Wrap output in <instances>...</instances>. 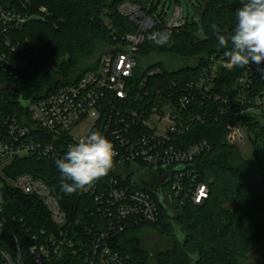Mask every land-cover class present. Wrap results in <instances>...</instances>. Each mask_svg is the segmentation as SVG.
I'll use <instances>...</instances> for the list:
<instances>
[{
  "label": "trees",
  "instance_id": "1",
  "mask_svg": "<svg viewBox=\"0 0 264 264\" xmlns=\"http://www.w3.org/2000/svg\"><path fill=\"white\" fill-rule=\"evenodd\" d=\"M174 1L178 3L179 0ZM196 1V16L192 22L171 32L170 46L147 42L140 48L139 57L150 58L154 64L140 65L130 83L132 88L136 89L147 77L145 90L149 92L180 91L186 80L197 77L202 65L214 56L225 57L228 49L219 46L211 26L216 24L222 35L232 33L242 0ZM124 2L144 4L147 1L0 0L5 10L15 9L30 18L19 30L9 33L12 44L21 52H28L30 58L24 70L10 73L0 69V108L27 123V106L31 102L73 85L95 70L105 49L120 44L127 34L137 32L136 25L118 12ZM159 4L160 1L152 6V13L157 11ZM158 17L164 23L162 16ZM161 56L167 64L156 61ZM17 58L22 59L20 55ZM182 61L188 63L181 65ZM252 65L257 64L250 62L243 67L236 66L233 71H222L208 99L196 98L193 102L192 110L204 116L205 123H195L182 143L186 146L205 141L212 150L196 159L195 174L183 183L179 193L174 192L170 184L163 189V193H172L171 208L164 202L161 206L154 197L160 211L157 223L145 222L122 233H113L114 250L131 263L149 264L152 254L139 246L141 236L147 232L163 236L173 244L171 250L158 255V264H242L252 249L264 241V122L252 115L242 119L254 148L255 163L243 157L237 145L227 142V128L235 120L232 107H235L238 90L234 85ZM158 66L163 73L148 77L149 71ZM257 66L252 83L246 88V95L253 103L256 98L264 99V62ZM215 94L227 98L223 109L217 106ZM134 97L131 106L140 108L147 104L136 103ZM13 168L14 176L29 173L46 182L60 197L70 217L81 216L90 226L95 225V231H107L110 219L98 212L92 199L81 191L67 195L61 190V173L54 162L19 158ZM148 172L152 175L150 180L161 178L163 174L167 176L162 171ZM147 177L145 174L139 181L148 182ZM127 182L140 190L133 185L132 179L128 178ZM195 182L209 188L208 199L203 205H195L190 199L189 190ZM0 195L5 213L15 217V221L8 222L7 238L17 236L24 251L41 231L58 236V228L40 201L23 195L2 180ZM87 237L88 233L81 228L68 235L76 247ZM57 264L86 263L80 255L74 254V248L65 246Z\"/></svg>",
  "mask_w": 264,
  "mask_h": 264
},
{
  "label": "built area",
  "instance_id": "2",
  "mask_svg": "<svg viewBox=\"0 0 264 264\" xmlns=\"http://www.w3.org/2000/svg\"><path fill=\"white\" fill-rule=\"evenodd\" d=\"M144 1L147 2H124L118 7V12L136 25L137 32L127 34L120 44L103 53L97 61V68L86 73L77 83L31 102L27 106V123L0 108V180L23 195L40 201L59 230L58 236L41 231L24 251L17 236L7 238L8 222L15 221V217L5 213L0 195V264H57L65 246L74 248V254L80 255L86 264H133L114 250L112 240L113 233H122L145 222H158L160 211L156 196L140 186L141 177L148 175L149 182L152 175L148 170L165 172L172 190L179 193L183 183L195 174L196 159L212 150L205 141L185 146L182 139L195 123H205L204 116L192 110L195 99L207 100L221 72L233 71L236 66L227 68L225 57L214 56L200 67L195 79L182 84L180 91L149 92L145 90L147 77L136 89L132 88L130 83L140 65L154 64L150 58L139 57L140 48L147 42L160 45L154 42V33H171L189 21L182 7L176 6L172 17L166 19L167 13L151 11L157 0ZM29 20L15 9L5 10L0 6V69L14 73L28 66V52H21L13 45L9 33L19 30ZM18 55L22 59L17 58ZM257 70L258 66L252 65L235 82V90H238L235 107H232L235 120L227 128V142L231 145L244 141L246 127L242 119L255 116V110L264 105V99L256 98L253 103L246 95V88L251 85ZM162 73L158 66L149 71L148 77ZM133 96L136 103L147 104L140 108L131 106ZM214 96L217 106L223 109L227 98L222 94ZM86 119L93 121L88 135L99 131L113 143L117 153L108 175L90 190L82 192L92 199L98 212L110 219L104 232L95 231V225L90 226L81 216L70 217L60 197L42 179L29 173L13 174L14 162L19 158L47 159L54 163L63 158L69 146L79 141L70 135L72 130ZM128 178L140 190L129 185ZM189 192L195 205H203L209 196V188L203 183L195 182ZM166 193H163V202L171 208L172 193ZM79 228L88 233V237L76 247L68 235Z\"/></svg>",
  "mask_w": 264,
  "mask_h": 264
},
{
  "label": "clouds",
  "instance_id": "3",
  "mask_svg": "<svg viewBox=\"0 0 264 264\" xmlns=\"http://www.w3.org/2000/svg\"><path fill=\"white\" fill-rule=\"evenodd\" d=\"M235 15V29L228 35L220 34L216 24L211 26L219 46L228 49L224 53L225 67H243L250 62L261 64L264 62V0H242V7ZM170 38L167 31L153 34L154 42L160 45L170 46ZM116 155L113 143L99 131L70 145L64 157L55 161L61 173V190L67 195L90 190L113 169Z\"/></svg>",
  "mask_w": 264,
  "mask_h": 264
},
{
  "label": "rangeland",
  "instance_id": "4",
  "mask_svg": "<svg viewBox=\"0 0 264 264\" xmlns=\"http://www.w3.org/2000/svg\"><path fill=\"white\" fill-rule=\"evenodd\" d=\"M159 1H160V5L157 10V13L158 14H161L162 12L167 13L166 19L172 17L176 6L182 7L185 16L188 18L190 22L193 21L194 17L197 14L196 0H179L178 3H176L174 0H157V2ZM106 48L108 49V47ZM105 50L103 51V53L108 51ZM156 61L164 62L167 64L165 58L162 56L158 57ZM181 63H182L181 65H186L188 62L182 61ZM194 64H197V61L194 62ZM254 115L259 119H261L262 122H264V105L258 107L255 110ZM92 126H93L92 119H86L78 126H76L72 130L70 135L78 140L84 139L90 132ZM243 135H244V141L243 142L239 141L237 143V146L240 149L243 157L255 163L256 158L254 156V148L246 130H243ZM139 246L143 249H146L152 254L149 264H158L157 263L158 255L162 252L169 251L173 248V244L171 241L167 240L163 236H159L152 232H147L141 236L139 241ZM242 264H264V241L258 243L252 249V252L250 253V255L246 260L242 261Z\"/></svg>",
  "mask_w": 264,
  "mask_h": 264
},
{
  "label": "water",
  "instance_id": "5",
  "mask_svg": "<svg viewBox=\"0 0 264 264\" xmlns=\"http://www.w3.org/2000/svg\"><path fill=\"white\" fill-rule=\"evenodd\" d=\"M169 184V179L165 174L161 178L151 180L141 185L143 189H146L149 193L155 195L160 205L163 206V189Z\"/></svg>",
  "mask_w": 264,
  "mask_h": 264
},
{
  "label": "flooded vegetation",
  "instance_id": "6",
  "mask_svg": "<svg viewBox=\"0 0 264 264\" xmlns=\"http://www.w3.org/2000/svg\"><path fill=\"white\" fill-rule=\"evenodd\" d=\"M141 183H139L140 185H142V184H144V183H146L145 181H140Z\"/></svg>",
  "mask_w": 264,
  "mask_h": 264
},
{
  "label": "snow or ice",
  "instance_id": "7",
  "mask_svg": "<svg viewBox=\"0 0 264 264\" xmlns=\"http://www.w3.org/2000/svg\"><path fill=\"white\" fill-rule=\"evenodd\" d=\"M201 194H203V192Z\"/></svg>",
  "mask_w": 264,
  "mask_h": 264
}]
</instances>
